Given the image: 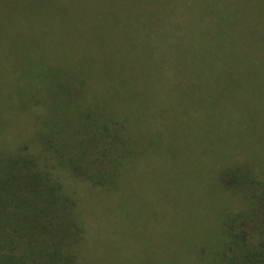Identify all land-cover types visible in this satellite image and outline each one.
Instances as JSON below:
<instances>
[{
	"label": "trees",
	"instance_id": "1",
	"mask_svg": "<svg viewBox=\"0 0 264 264\" xmlns=\"http://www.w3.org/2000/svg\"><path fill=\"white\" fill-rule=\"evenodd\" d=\"M242 3L111 0L106 47L62 59V70L45 75L41 88L18 82L10 91L18 101L8 107L41 110L29 136L12 149L0 143V264H89L79 257L83 199L64 177L119 196L142 157L179 155L171 139L203 124L206 135L221 132L235 143L221 145L207 167L210 216L191 223L192 264H264V165L247 155L264 150V119L239 121L238 107L218 92L238 88L242 107L264 115V93L250 80L264 73V0ZM239 75L244 85L234 86ZM184 83L206 88L197 102L206 116L172 129V108L192 98ZM251 125L258 132L239 150L236 140Z\"/></svg>",
	"mask_w": 264,
	"mask_h": 264
},
{
	"label": "rangeland",
	"instance_id": "2",
	"mask_svg": "<svg viewBox=\"0 0 264 264\" xmlns=\"http://www.w3.org/2000/svg\"><path fill=\"white\" fill-rule=\"evenodd\" d=\"M235 1L243 4V0ZM110 2L0 0V105L4 106L0 109V143L7 149L14 148L15 143L30 135L31 119L41 110L38 105H34L31 112L11 109L8 106L18 100L10 97V91L19 81L24 87H40L38 83L43 85L45 75L62 70L59 64L62 59L92 57L94 49L106 47L111 28ZM252 74L250 80L256 83L253 85L257 87L255 90L264 93V73ZM236 78L234 86L244 85L243 75ZM183 88L192 98H181L182 106L172 108L170 120L175 116L178 118L172 129L183 124L185 119L201 122L206 116L202 107L197 106L198 101H204L202 93L206 88L191 87L190 90L185 83ZM218 92L222 94V100L238 107L239 121L264 119L261 113L251 115L249 108L242 107L245 102L241 101L242 91L238 88L226 91L228 94L225 92V95L224 91ZM176 93L175 99L178 98ZM258 102L262 104L261 100ZM207 128L203 124L191 131L185 130L181 138H170L171 144L181 145L177 150L179 155L151 151L142 157L131 171L129 177H133L132 180L128 178L121 184L119 196L64 177L65 184L76 187L79 198L83 199L81 207L86 233L79 253L83 263L192 264L189 250L191 223H207L210 216L206 207L211 206L213 184L206 192L211 185L207 167L212 165L221 145L235 143L221 132V141L216 135H206ZM253 128L251 125L248 133H240L236 140L241 146L239 150L246 144L243 138L258 132ZM202 153L205 156L200 157ZM252 153L255 154L250 157L255 159L257 156L264 165V150H247V155ZM234 154L237 159L242 156Z\"/></svg>",
	"mask_w": 264,
	"mask_h": 264
}]
</instances>
